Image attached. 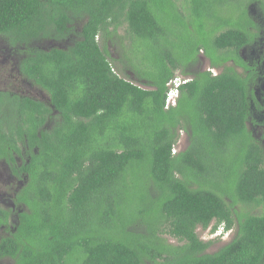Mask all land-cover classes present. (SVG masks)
<instances>
[{"label":"trees","instance_id":"obj_1","mask_svg":"<svg viewBox=\"0 0 264 264\" xmlns=\"http://www.w3.org/2000/svg\"><path fill=\"white\" fill-rule=\"evenodd\" d=\"M255 1L264 10V0H0V42L47 94L0 91V161L27 175L17 196L27 211L0 259L264 264V148L248 126L250 81L236 72L250 70L241 50L264 31ZM201 51L219 75L189 70ZM179 128L189 144L174 153ZM222 224L237 232L209 253L215 241L198 230ZM0 226H11L1 207Z\"/></svg>","mask_w":264,"mask_h":264},{"label":"flooded vegetation","instance_id":"obj_2","mask_svg":"<svg viewBox=\"0 0 264 264\" xmlns=\"http://www.w3.org/2000/svg\"><path fill=\"white\" fill-rule=\"evenodd\" d=\"M258 2H260V1H258ZM253 4H254L256 10H257L258 6H261V3H256V1ZM263 11L264 10L262 8L259 9V11L257 10L258 13H257L256 18L259 22H264V15H263L264 12ZM8 54L15 55V57L18 56L17 62H19V55L18 54L11 53L9 51H8ZM241 56H242L244 62L245 63L247 62L248 63L247 65L251 67V68L249 67L250 70L245 71L244 67L239 66V65L236 66V72L240 76H242V77L244 76V77H247L249 79V81H250L249 86H248V89L250 91L249 94L253 93L252 96L251 95L249 96V104H250V112L252 115L251 118L254 121L252 120L253 122L251 121L250 123H248V126H249V129L253 131V134L256 137V139H258L261 142V144L264 148V31L261 32V36L258 37L253 43L244 47L241 50ZM15 57H12L9 55V58L12 59L14 61V63L16 60ZM206 62L208 63L209 69L204 70ZM230 63H233V61H230ZM195 68L198 72L199 71L200 72L201 71H203V72L207 71V72H211L214 76L219 75L222 71V69L213 68L211 66V62L205 56V53L203 51H201V53L199 55V61L196 63ZM16 71H17V76L22 77L21 74L19 73L18 67H17ZM1 76L2 75H0V77ZM24 80H26V79H24ZM0 91L12 93L13 91H16V90L6 89V90H0ZM16 92H13V93L18 94ZM28 97H31V96H28ZM260 129L262 130V132L259 131V133H258V130H260ZM257 133L259 134L258 137L256 135ZM23 155H26V151L23 152ZM16 158H17V161L21 165L22 164V158L19 156H16ZM3 161L6 162L5 160H2V162ZM0 163H1V161H0ZM6 167L8 169H10L9 171L13 174L12 167L7 162H6ZM26 178H27V175H25V174H21L20 177L13 176L12 185L16 188V191H15V194L13 196L11 206H8V207L4 206L5 205V204H3L4 203V201H3L4 197H3V195L0 194L1 195L0 207L3 208L4 210H7L10 213V222H11V226H9V227L0 226V235L2 236L0 238V241L4 237H10L14 233V226L18 224L19 216L22 213H24L25 211H27L26 205L24 203L20 202L19 199L17 198L19 192L24 188V186H26L25 185L26 184V181H25ZM233 231H234L233 229L229 230L228 232L226 231L225 234L218 236L216 238H213L211 240L216 241V240L221 239L222 241L224 240L223 242L226 244L227 242H229L230 240L233 239V237L235 236V233L237 232V229L234 232ZM226 237L228 239H225Z\"/></svg>","mask_w":264,"mask_h":264},{"label":"rangeland","instance_id":"obj_3","mask_svg":"<svg viewBox=\"0 0 264 264\" xmlns=\"http://www.w3.org/2000/svg\"><path fill=\"white\" fill-rule=\"evenodd\" d=\"M252 12L254 13V15H257V10L254 6V4L252 5ZM259 11V10H258ZM51 43H45L43 44V46H50ZM111 52L112 54L117 57H119V53H120V48L117 47L116 45H112L111 46ZM8 51L11 52V50H9L6 46V44H4L3 42H0V75H2L0 77V90H16L13 92H16L20 95L23 96H31L33 98H36L38 100L41 101H46V92H44V90H41L40 88H38L36 85H34L31 82H28L26 80H24L22 77L17 76V67H18V56L15 57V55H11L8 54ZM12 53V52H11ZM9 55L12 57H15V63L12 59L9 58ZM202 55V54H201ZM209 69L208 63L206 62L205 68L204 70ZM189 70H194L196 71V68L192 67L189 68ZM177 74H181V72H177ZM129 79L132 81H136L138 84L139 82L136 80L135 76L132 74ZM141 85V84H140ZM12 89H11V88ZM145 88V86H142ZM262 132V130H258ZM256 134L257 137L259 136V134ZM189 136L187 133V130L184 128H179L178 130V146L177 148L174 150V153H179L183 150H185L189 144ZM10 169H8L6 167V162H2L0 163V194L3 195L4 197V206L8 207L12 205V200H13V196L15 194L16 188L12 185V179H13V175L12 173L9 171ZM0 195V197H1ZM236 210L238 211V213H242L243 210L241 206H237ZM253 212L258 213V211L253 210ZM237 229V225H235V227L233 228V230L235 231ZM233 231V232H234ZM199 236L201 237V239L205 240V241H209L211 240V236L208 235L207 231H201L199 230ZM8 235V234H7ZM6 235V236H7ZM2 236L0 235V238ZM225 239H228L227 237ZM224 241V240H223ZM221 239L220 240H216L214 242V244L209 248L208 252L209 253H214L216 251H218L220 249V247L224 246L225 243L223 242ZM172 243H176V241L171 240ZM0 264H14V261L12 259L9 258H5V259H0Z\"/></svg>","mask_w":264,"mask_h":264},{"label":"built area","instance_id":"obj_4","mask_svg":"<svg viewBox=\"0 0 264 264\" xmlns=\"http://www.w3.org/2000/svg\"><path fill=\"white\" fill-rule=\"evenodd\" d=\"M186 80H189V79H185L183 77H178L169 83V85H168L169 91L167 94L166 108H170V107L176 105L177 98L179 96L178 87L180 85H182L183 83L187 82ZM224 230H225V228H224V226H222L219 230H217L215 232H211L210 229L207 232H208V235L211 236L210 239H213V238L220 236V234H222L224 232Z\"/></svg>","mask_w":264,"mask_h":264},{"label":"clouds","instance_id":"obj_5","mask_svg":"<svg viewBox=\"0 0 264 264\" xmlns=\"http://www.w3.org/2000/svg\"><path fill=\"white\" fill-rule=\"evenodd\" d=\"M183 78H185V79H190V78H188V77H186V76H182ZM184 84V83H183ZM169 87V86H168ZM179 88V87H178ZM222 226H224V224H222V225H220V227L217 229V230H219ZM224 228H225V226H224ZM210 229V228H209ZM209 229H207V230H205V231H208ZM199 230H201V229H199ZM198 230V231H199ZM211 230V229H210ZM216 230V231H217ZM201 231H203V230H201ZM211 232H212V230H211ZM226 233V231L224 230V232L222 233V234H220V236L221 235H223V234H225ZM203 240V239H202ZM210 241V240H209Z\"/></svg>","mask_w":264,"mask_h":264}]
</instances>
